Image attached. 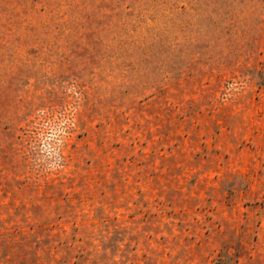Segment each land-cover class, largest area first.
I'll use <instances>...</instances> for the list:
<instances>
[{"label": "rangeland", "instance_id": "374dc122", "mask_svg": "<svg viewBox=\"0 0 264 264\" xmlns=\"http://www.w3.org/2000/svg\"><path fill=\"white\" fill-rule=\"evenodd\" d=\"M0 264H264V0H0Z\"/></svg>", "mask_w": 264, "mask_h": 264}]
</instances>
